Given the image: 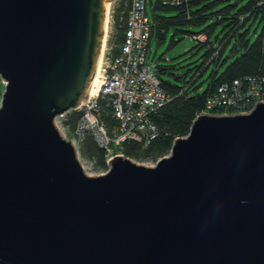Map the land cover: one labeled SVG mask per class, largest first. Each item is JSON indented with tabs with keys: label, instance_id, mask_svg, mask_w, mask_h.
<instances>
[{
	"label": "water",
	"instance_id": "obj_1",
	"mask_svg": "<svg viewBox=\"0 0 264 264\" xmlns=\"http://www.w3.org/2000/svg\"><path fill=\"white\" fill-rule=\"evenodd\" d=\"M105 19V0H0V264H264V102L197 115L153 166L84 172L54 119L85 99Z\"/></svg>",
	"mask_w": 264,
	"mask_h": 264
},
{
	"label": "built area",
	"instance_id": "obj_2",
	"mask_svg": "<svg viewBox=\"0 0 264 264\" xmlns=\"http://www.w3.org/2000/svg\"><path fill=\"white\" fill-rule=\"evenodd\" d=\"M167 1L178 4L182 0ZM146 4L147 0H129L122 42L118 45L117 52L99 70L96 93L54 119L60 133L68 140L70 139L62 132L64 127L79 141L91 136L97 146L104 150L107 167L112 157L122 155L124 142L135 141L145 148L158 136L159 129L153 116L172 98L151 68L156 67L155 62L152 65L147 63L152 23L147 16ZM189 37L205 40L203 34ZM217 52L216 50L213 54L216 55ZM183 91L181 89L179 94ZM102 101H107V113L114 121L113 124H108L102 114ZM257 102H264V75H243L213 89L195 117L201 113H247ZM72 110L79 112V117L70 129L67 120L62 122L60 117H67ZM84 162L80 160L87 173L94 166V160ZM106 171L107 168L94 171L91 175H100Z\"/></svg>",
	"mask_w": 264,
	"mask_h": 264
},
{
	"label": "trees",
	"instance_id": "obj_3",
	"mask_svg": "<svg viewBox=\"0 0 264 264\" xmlns=\"http://www.w3.org/2000/svg\"><path fill=\"white\" fill-rule=\"evenodd\" d=\"M119 1L121 2L120 5L114 7L111 13L114 38L112 41H110V38L108 40V44L110 45V42H113L117 50L123 39V27L129 9V0ZM224 1L227 0H182L178 4H172L167 0H147V3L150 2L152 5L153 14L152 19L148 17L152 23L150 38L153 35L159 38L163 37L170 26L180 24L199 25L212 18L215 21L205 29L206 32L187 34L188 36L203 34L205 40L198 41L201 44H207V49L204 53L205 59L200 65H196L197 70L192 77L187 79L188 70L185 71L186 76L184 78L182 76L179 77V81H174V79L167 81L158 77L161 81V86L172 96L171 100L153 116V120L159 129L158 136L145 148L135 141L124 142L122 149L124 155L139 159L149 157L156 159L168 153L174 137L188 134L196 112L202 109L206 96L219 84L243 75H264V0H244L243 4L241 3L243 0H235L233 3H227L220 8L216 7L220 2ZM155 9L162 11L177 9L178 12L175 15L164 16L156 14ZM257 19L259 23L262 22L261 29L255 38L250 40L248 38L249 26L251 23L256 22ZM222 22L224 23L223 29L226 31L215 47L209 43L206 33L209 34L215 24ZM232 43H235V46H232ZM229 45V52L234 55L226 63L228 56L222 58V53L225 47ZM216 50L218 52L214 55L213 53ZM210 63L214 64L209 74L210 80L205 88L200 89V85H194V81ZM223 64H225L224 68L218 71V67ZM159 69L164 71L165 66L158 68V71ZM169 74L172 77L176 76L171 72ZM185 87L186 89H184ZM181 89L184 91L179 94ZM106 104L107 101H102V114L108 124H113L114 121L107 113L108 106ZM68 116L69 119L66 123H69L72 129L79 117V112L72 110ZM80 152L84 157H96L98 165L102 168H107L104 150L97 146L91 136H86L82 141Z\"/></svg>",
	"mask_w": 264,
	"mask_h": 264
},
{
	"label": "rangeland",
	"instance_id": "obj_4",
	"mask_svg": "<svg viewBox=\"0 0 264 264\" xmlns=\"http://www.w3.org/2000/svg\"><path fill=\"white\" fill-rule=\"evenodd\" d=\"M234 1L235 0H227L224 2H220L216 7L220 8L226 5L227 3H233ZM120 3L121 2L119 0L109 1L100 69L104 65L105 61H107V59L113 56L117 51V47H115L116 45L113 42H110V45H109L108 40L110 38V41H112L114 38V28L112 25V18H111L112 9L114 7L119 6ZM241 3L243 4L244 0ZM151 6H152L151 3L148 2L146 6V11L150 19H152L153 17ZM177 12H178L177 9H172L170 11H162L160 9H155L156 14L164 15V16L175 15L177 14ZM214 21L215 19L212 18V19H207L206 21H204L203 23L199 25L180 24L176 26H170L167 32L163 35V37L159 38L158 36L153 35L149 41V47H148V52H147V63L152 65L155 62L156 67L155 68L151 67V68L153 71H155L156 75L162 80L171 81L174 79V77H172L169 74V72L174 73L175 75H179L185 72L186 70H188L187 79L192 77V75L197 70L196 67L200 65L202 61L205 59L204 53L207 49V44H201L199 43L198 40L191 39L187 34L201 32V31L206 32L205 29L209 25H211ZM223 25H224L223 22L215 24L213 26L212 31L209 34L206 33L209 43L214 45L215 47L218 45L219 40L225 34L226 30L223 29ZM261 25H262V22L259 23L258 19L256 22H253L250 24L249 31H248V38L250 40H253L255 38V36L261 29ZM229 50H230V45L225 47L224 52L222 53V58H225L227 56ZM231 59L232 57H228L226 63H228ZM161 66H165L164 71H160V69L158 71V68H161ZM213 66L214 64L210 63L209 66L206 67V69L202 72V74L198 78H196V80L194 81V85H200V89L205 88L207 83L210 80L209 74L212 71ZM224 66L225 64L220 65L218 67V71L222 70ZM3 92H4V82L2 78L0 77V105H1V99H2ZM65 119L68 120L69 116L67 115V117L65 116L60 117V120L62 122H64ZM58 121H59V118H58ZM63 130L64 131L62 130L61 131L64 132L66 137L69 138L71 142H73L72 144L75 147L78 159H80L83 162L86 160L89 161L90 159L94 160V166L92 165V169L87 170L86 174L91 175L94 171L106 170V168L102 169V167L98 165L99 163L96 157L88 158V157H84L81 155L80 147H81V143L83 140L79 141L75 137L74 139L73 134L70 131H68L67 128L65 127ZM175 138L176 137H174V139ZM168 154L169 152L157 157L156 159L153 157H149L146 159H139V158H135L132 156L124 155L122 151L121 156L128 158L131 161L138 163V164H143L146 166H153L158 159L162 158L163 156H167ZM87 165L91 166V164H87ZM87 165L85 164V166Z\"/></svg>",
	"mask_w": 264,
	"mask_h": 264
},
{
	"label": "bare ground",
	"instance_id": "obj_5",
	"mask_svg": "<svg viewBox=\"0 0 264 264\" xmlns=\"http://www.w3.org/2000/svg\"><path fill=\"white\" fill-rule=\"evenodd\" d=\"M109 1L110 0H105V4H106V18H107V10H108ZM106 22H107V20L105 19V23ZM103 44H104V42H103ZM103 44H102V48H101V53H100V57H99V60H98V64H97L94 76H93L92 81L90 83V86H89V89L87 91L85 99L89 98L92 95H94L96 93V91L98 90V86H99L98 74H99V69H100V64H101Z\"/></svg>",
	"mask_w": 264,
	"mask_h": 264
}]
</instances>
